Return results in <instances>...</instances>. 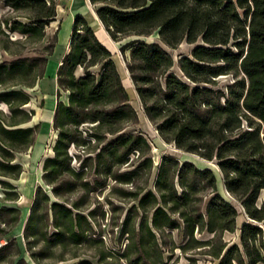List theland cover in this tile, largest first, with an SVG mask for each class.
Here are the masks:
<instances>
[{
	"label": "trees",
	"instance_id": "trees-1",
	"mask_svg": "<svg viewBox=\"0 0 264 264\" xmlns=\"http://www.w3.org/2000/svg\"><path fill=\"white\" fill-rule=\"evenodd\" d=\"M1 1L27 20L2 23L29 42L41 41L45 25L56 22V0ZM89 2L112 40L132 37L119 50L141 110L159 137L215 162L224 190L247 220L238 242L226 241L224 235L236 229L238 211L219 192L213 170L173 154L162 155L155 167L150 140L142 131L126 132L138 124V112L111 51L77 13L56 72L57 95L66 96L56 102L57 138L43 164L49 190L36 189L24 221L30 257L38 262L52 247L77 259L64 264H93L82 256L84 248L93 251L97 264H169L176 251L188 264H196L198 256L214 264L264 263V205H256L264 191V0ZM152 34L158 41L147 40ZM183 42L193 47L177 60L181 77L161 44L175 49ZM56 43L48 45L49 55ZM38 61L47 59L1 62L0 85ZM226 75L233 82L225 90L216 87ZM28 101L20 89L0 91V102L10 110V120H0V176L17 178L21 166L13 162L15 151L34 142L33 127L19 126L30 117L19 108ZM17 113L24 114L22 120H14ZM72 160L79 165L72 166ZM0 185L14 188L4 180ZM73 193L78 195L71 198ZM99 194L111 230L123 240L119 249L104 246L100 222L108 213ZM15 195L5 190L6 199ZM2 212H14L17 219L20 210L1 205ZM39 241L42 248L33 251Z\"/></svg>",
	"mask_w": 264,
	"mask_h": 264
},
{
	"label": "rangeland",
	"instance_id": "rangeland-1",
	"mask_svg": "<svg viewBox=\"0 0 264 264\" xmlns=\"http://www.w3.org/2000/svg\"><path fill=\"white\" fill-rule=\"evenodd\" d=\"M56 22H49L44 27V37L39 42H29L25 35L18 32H11L8 30V26L2 22L5 20L11 23L14 19L21 21H27L22 16H17L18 13L13 11L0 0V63H9L17 58H33V57H44L47 59L46 63L41 61L36 62L30 69H22L17 72L19 75L15 80H10L0 85V91L6 89H20L25 95L29 97V101L26 104L21 105L19 108L22 109L26 114L30 115L28 121L20 123V127H33L34 129V142L31 146L19 149L15 151L14 161L20 164L21 172L17 178L10 176H0V180L8 181L13 184L14 188L5 189L0 185V206L1 205H16L20 212L17 214L15 219L14 212H2L0 213V242L1 246H6L0 250V264H16L17 260H20L18 264H64L75 262L77 259L70 258L71 252L66 251L62 253L58 248L48 247L45 249L46 255H44L38 262H35L30 257V249L27 245V239L24 236V221L27 217L29 209L32 205L34 196L37 188L49 190V186L46 184L43 174V164L45 158L51 156L52 147L57 138V132L53 128V114L56 102L58 100L65 99V92L61 91L60 96L57 95V82L56 72L57 68L65 54L66 42L69 41L71 34V27L75 14L80 13L89 20L88 23L96 32L99 40L106 44L110 49L118 71L122 77V82L127 89L131 104L138 112L139 121L135 126L128 127L127 131L138 130L142 131L144 135L150 140L151 143V156L153 158L154 166L156 167L159 163L162 155L173 154L181 160H188L193 162L198 167H208L213 170L217 178V186L222 196L231 202L238 211L236 219V229L234 233H226L224 238L226 241L238 242L239 228L243 222L247 220L243 209L240 204L232 198L223 188L221 176L219 170L213 161H208L200 158L194 153H189L177 149L173 144L164 142L158 135L155 126L145 117L141 110L140 101L134 90L133 83L129 77L128 70L126 68V62L124 56L121 54L119 47L125 44L132 37H125L120 41H114L107 34L105 29L100 25L95 15L92 5L88 0H56ZM54 40H57L55 48L49 55L48 45ZM147 40L158 41L155 34L147 36ZM172 56L173 67L172 71L177 75L183 77L180 69L177 65V60L184 55H190L191 48L193 45L188 43H181L175 49L168 48L161 44ZM127 54V53H126ZM77 75L81 74V69L76 71ZM233 78L229 75L222 76L217 79L216 87H220L225 90V86L232 83ZM33 86L30 87V85ZM10 110L6 103L0 102V120H10ZM24 117L23 113H17L14 120H22ZM87 126H82L81 129L86 130ZM71 153L74 149L71 148ZM83 157V156H82ZM81 157V159H82ZM80 160H72V166L77 167ZM5 190L15 191V200H8L5 196ZM78 194L73 193L69 195L71 198H75ZM98 199L104 203L103 208L107 210V218L100 222L102 224V237L104 240V246L106 248L119 249L123 240H119L117 230H111V226L108 221L110 215L108 206L104 202L103 194L97 195ZM91 201H94L95 195L91 196ZM256 205H264V191L259 194ZM41 214L45 212V209L39 211ZM47 230L51 231V226H47ZM175 238L176 234H174ZM200 236V235H198ZM206 236V234L201 235ZM7 244V245H6ZM42 242L39 241L36 244V248L32 249L36 251L38 248H42ZM0 246V247H1ZM86 251L82 256L91 260L93 264H97L96 258L92 256V250L84 248ZM79 251H82L79 249ZM178 256V258H176ZM66 258V261H59V258ZM121 264H125L123 261ZM169 264H188L186 258L175 252L173 259ZM196 264H214V262L205 256H198ZM264 264V263H258Z\"/></svg>",
	"mask_w": 264,
	"mask_h": 264
},
{
	"label": "crops",
	"instance_id": "crops-1",
	"mask_svg": "<svg viewBox=\"0 0 264 264\" xmlns=\"http://www.w3.org/2000/svg\"><path fill=\"white\" fill-rule=\"evenodd\" d=\"M93 18L95 19V20H97V18H96V15H94L93 16ZM86 20L87 21H89L88 19H87V17H86ZM98 21V20H97ZM100 22V21H99ZM100 25L102 26V24L100 23ZM103 27V26H102ZM105 46H106V44H104ZM107 47V46H106ZM108 48V47H107ZM68 49H69V46H68V41L66 42V46H65V53L66 52H68ZM122 78V77H121Z\"/></svg>",
	"mask_w": 264,
	"mask_h": 264
},
{
	"label": "water",
	"instance_id": "water-1",
	"mask_svg": "<svg viewBox=\"0 0 264 264\" xmlns=\"http://www.w3.org/2000/svg\"><path fill=\"white\" fill-rule=\"evenodd\" d=\"M89 1V0H88ZM95 14V13H94ZM96 15V14H95ZM97 16V15H96ZM109 49V48H108ZM110 50V49H109ZM157 131V130H156Z\"/></svg>",
	"mask_w": 264,
	"mask_h": 264
},
{
	"label": "built area",
	"instance_id": "built-area-1",
	"mask_svg": "<svg viewBox=\"0 0 264 264\" xmlns=\"http://www.w3.org/2000/svg\"><path fill=\"white\" fill-rule=\"evenodd\" d=\"M2 244H1V242H0V246H1Z\"/></svg>",
	"mask_w": 264,
	"mask_h": 264
}]
</instances>
